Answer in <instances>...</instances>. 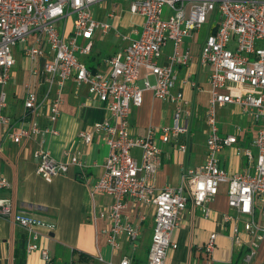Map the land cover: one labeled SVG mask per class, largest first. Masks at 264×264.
Here are the masks:
<instances>
[{
    "label": "built area",
    "instance_id": "1",
    "mask_svg": "<svg viewBox=\"0 0 264 264\" xmlns=\"http://www.w3.org/2000/svg\"><path fill=\"white\" fill-rule=\"evenodd\" d=\"M106 1L110 0H0V150L4 141L20 145L38 140V148L33 152L38 176L49 180L77 167L79 177H83L85 165L80 152L64 151V160H57L42 141L43 137L58 135L55 123L63 104V89L71 80L75 91L86 87L88 96L103 104L110 116L80 132L78 139L87 146L102 134L108 148L103 173L88 186L91 195L112 198L111 204L92 216L94 222L97 217L108 219L109 226L102 233L111 249L119 248L121 235L130 242L138 238L137 228L124 214L130 201L134 207L152 211L146 264H165L167 252L177 247L172 235L188 201L207 217L208 203L225 185L227 205L235 215H223V222L244 219L243 230L249 241L243 264H250L264 239V0H121L129 2L127 12L140 17L142 23L133 25L128 34L115 31V38L123 46L104 62L106 70L99 72L81 62L79 56L90 55L95 36L105 37L112 30L107 21L94 15V7ZM164 6L170 14L163 20ZM106 15L114 18L115 10ZM210 15L212 23L197 55L199 65L211 69L209 99L203 114L207 127L206 161L186 170L178 187L157 189L154 185L160 156L157 142L177 143L180 137L188 136L189 122L195 117V107L181 90H174L178 69L187 68L193 59L190 49L183 44L199 33ZM30 36L34 40L26 45ZM19 43L23 44L21 54L32 66L29 80L23 85L21 113L13 121L6 113L8 103L3 89L15 76L13 49ZM169 43L171 49L160 62ZM38 61L42 64L36 68L34 64ZM141 71L144 73L140 80ZM190 76L186 79L190 88L200 92L201 87ZM149 77H153V84ZM145 91L173 106V123L170 127L150 126L144 136L137 137L130 132L128 118L131 107L142 104ZM227 105L238 107L260 125L251 142L257 151L252 174L228 175L220 166L218 153L237 142L235 135L221 136L219 132L216 113ZM177 147L180 152H187L185 143H178ZM133 149L140 151V163L132 156ZM240 153L238 149L237 155ZM244 153L252 160L250 151ZM9 189L10 183L0 178V190ZM0 218L23 230L25 255L39 252L42 261L50 263L49 253L39 240L40 230L49 233L55 229L54 223L15 209L7 197L0 198ZM237 233L234 227L233 234ZM215 237L208 239L207 252L213 250ZM98 261H102L100 257ZM119 264L131 263L123 258Z\"/></svg>",
    "mask_w": 264,
    "mask_h": 264
},
{
    "label": "crops",
    "instance_id": "2",
    "mask_svg": "<svg viewBox=\"0 0 264 264\" xmlns=\"http://www.w3.org/2000/svg\"><path fill=\"white\" fill-rule=\"evenodd\" d=\"M122 2L124 5L117 13L115 12L114 18L109 19L106 15L111 10L104 11L105 18L122 20L125 16H130L124 9L126 2ZM97 18L103 19L101 15ZM133 18V22L125 26L128 33L133 25L142 23L140 17ZM136 18L138 20L135 21ZM196 37L190 38L192 41L186 42L187 39L184 41L183 47L190 49L193 59L187 68L178 69V79L174 87L175 91L181 90L185 99L195 107V117L189 122L190 134L188 136L180 137L177 143L157 142L160 150L159 165L154 177V185L157 189L178 187L181 176L186 170L197 168L206 161V139L202 146L198 145L199 147L192 142L195 121L204 122L203 114L209 99L208 78L211 71L210 67H201L198 63L197 55L202 43L198 48L196 46L192 48ZM122 46L123 43L103 60L91 57L87 66L94 71L104 72L106 70L104 62ZM170 49L168 48L165 56ZM41 64L42 61H38L35 67L39 68ZM143 73L141 71V75ZM188 74L191 75V80L199 84L202 89L200 92H194L190 88L186 81ZM14 75L13 78L16 77L15 72ZM148 80L151 84L154 83L153 77H149ZM32 88H37L35 83H32ZM64 89L63 104L55 123L58 135L43 137V147L54 159L61 161L64 160V151L80 152V159L85 165L84 176L80 178L79 168L71 167L66 175H59L49 180L43 179L36 174V160L33 157L34 150L38 148V140L24 141L20 145L4 141L0 150V178L10 183V189L0 190V198H10L15 209L25 210L35 218L55 224V229L49 233L40 230L39 244L48 251L49 264H119L123 258L128 259L131 264H146L153 228L151 209L134 207L128 201L124 214L128 217V221L137 228L138 238L135 242H130L126 236L121 235L118 238L119 248L117 250L111 249L106 241L107 236L102 233V230L109 226L108 219L97 217L94 222L92 218L93 214L97 216L102 208L112 202V198L107 195L97 193L91 195L89 189V186L93 185L103 173L108 148L102 134L95 136L93 142L87 146L80 142L78 134L89 129L94 123L109 119V113L103 104L88 96L86 87L75 91L73 85L66 94ZM14 96H17V89L14 91ZM203 100L206 102L200 114V104ZM20 103L19 109L14 106L10 110L12 104L8 105L6 113L13 121H16L21 113L22 102ZM228 106L232 105L219 110ZM236 109L237 112H241L238 107ZM241 115L244 116L242 112ZM128 121L133 136H144L150 126L156 128L172 126L173 106L156 99L152 92L145 91L140 107H131ZM41 124L45 125V120H42ZM258 130L253 135L249 128H246V132L240 135L239 127L234 128L233 132H230L228 128L219 127L221 136L235 135L237 139L235 144L223 149L218 156L221 168L228 175L253 173L257 151L251 146V142ZM178 143H185L188 146L186 153L178 150ZM238 149L241 151L239 155H237ZM245 150L251 152L252 160L245 155ZM131 154L138 163L141 162L138 149H133ZM223 187L226 192L225 185L220 186L219 189ZM207 207L209 215L204 217L201 210L195 207L191 200L188 201L180 224L172 235V241L177 247L167 252L165 264H243L249 241V236L243 230L244 219L237 222H223V215H235L234 211L228 208L226 195L217 194ZM234 227L238 231L236 235L233 234ZM212 235H216L214 248L211 252H207L205 246ZM23 237L25 238V235L21 228L0 218V264H14L15 251ZM79 254L84 257L82 261L79 260ZM85 257L89 259L86 260ZM99 257L102 261H98ZM24 264L45 263L39 252H33L25 255ZM250 264H264V239Z\"/></svg>",
    "mask_w": 264,
    "mask_h": 264
},
{
    "label": "rangeland",
    "instance_id": "3",
    "mask_svg": "<svg viewBox=\"0 0 264 264\" xmlns=\"http://www.w3.org/2000/svg\"><path fill=\"white\" fill-rule=\"evenodd\" d=\"M123 2L121 0H110L106 1L104 4L101 5V7H94V15L96 17L102 16V18L107 21L110 26L112 27V30L110 34L105 36L104 38H101L99 35L93 40V47H92V52L88 56H82L79 57V60L85 64L88 63V60L91 57H95L98 60H103L109 53H112L113 51L117 50L118 47L122 45V42L114 37V34L116 33L115 31H118L121 34H126L128 33V30L125 29V26L129 24V22H133V17L132 16H125L123 20V24H121V21L119 18H115L113 20H108L105 18L106 16L104 15V11L107 10H115L117 11L120 10V7L123 6ZM129 2H126V6L124 9L128 11L129 9ZM100 8V9H99ZM126 11V12H127ZM126 14V13H125ZM169 10L166 6L163 7L162 9V15L161 19H167L169 16ZM127 15V14H126ZM213 15H210L207 19V22L205 25L202 26L201 30L199 33L196 35L197 37L194 40V44L192 48H195V46L198 48V46L204 41V39L207 37L208 32H209V25L212 23ZM216 18H218V15H216ZM107 19V20H106ZM138 20L137 18L135 21ZM209 22V23H208ZM135 38V37H132ZM34 40V36H30L28 39V42L26 45L32 44ZM192 39H187L186 42ZM78 44H81V40L79 39ZM23 46V44H17V46L13 49V56L16 60V64L13 68L14 72L16 73V77L11 79L8 84L4 87V91L7 95V103L11 108L14 106H17L18 109L20 108V102H22V96H23V85L27 81V78L29 79V74H30V69H31V63L30 61L25 58L21 52H20V47ZM169 47L165 48L163 50V56L160 60L162 62L164 60V54L168 52V48L170 49V43L168 44ZM36 64V63H35ZM34 64V66H35ZM142 77V75H141ZM26 80V81H25ZM72 81H69L66 83L64 93L66 94L68 90L72 89ZM17 89V96H14V91ZM205 102L200 104V114H202ZM207 106V105H206ZM206 109V107H205ZM236 107L234 106H228L222 110H217V119L219 122V127L223 129H229L230 132L234 131V128L239 127L240 128V135H243L246 132V128H249L250 132L253 133V135L256 133V131L259 128V123H256L252 118L246 116V115H241V112L236 111ZM247 124V125H246ZM247 126V127H245ZM170 127V126H169ZM207 127L204 122L201 120L195 121V125L193 128V137H192V142L195 145L202 146L203 143L205 142L206 136H207ZM198 146V147H199ZM220 153H218L219 156ZM218 194H221L222 196L226 195L224 187L222 189H219Z\"/></svg>",
    "mask_w": 264,
    "mask_h": 264
},
{
    "label": "trees",
    "instance_id": "4",
    "mask_svg": "<svg viewBox=\"0 0 264 264\" xmlns=\"http://www.w3.org/2000/svg\"><path fill=\"white\" fill-rule=\"evenodd\" d=\"M91 68V67H90ZM24 247H25V238L21 240L19 245L17 246V249L15 251V261L14 264H24L25 263V252H24ZM79 260L82 261L84 258L82 254H79ZM86 260H88V257H85Z\"/></svg>",
    "mask_w": 264,
    "mask_h": 264
}]
</instances>
